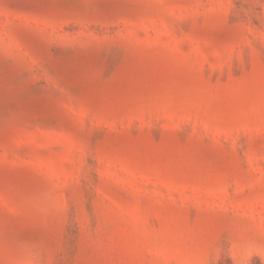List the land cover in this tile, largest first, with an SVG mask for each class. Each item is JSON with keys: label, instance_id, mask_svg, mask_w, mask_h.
<instances>
[{"label": "rangeland", "instance_id": "374dc122", "mask_svg": "<svg viewBox=\"0 0 264 264\" xmlns=\"http://www.w3.org/2000/svg\"><path fill=\"white\" fill-rule=\"evenodd\" d=\"M0 264H264V0H0Z\"/></svg>", "mask_w": 264, "mask_h": 264}]
</instances>
